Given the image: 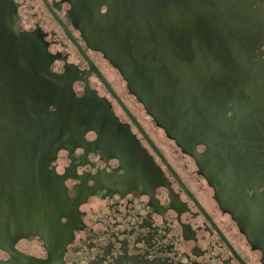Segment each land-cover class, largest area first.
<instances>
[{
	"label": "flooded vegetation",
	"instance_id": "obj_1",
	"mask_svg": "<svg viewBox=\"0 0 264 264\" xmlns=\"http://www.w3.org/2000/svg\"><path fill=\"white\" fill-rule=\"evenodd\" d=\"M11 3L15 30L37 46L32 62L47 68L30 72L33 115L42 122L45 103L59 124L48 168L66 198L45 215L40 182L28 188V150L6 143L23 110H0L5 245L24 228L14 247L46 264H264V101H249L248 85L264 67V0ZM126 44L122 59L147 62L130 80L102 50ZM169 92L201 102L156 94ZM12 97V76L1 77L11 110Z\"/></svg>",
	"mask_w": 264,
	"mask_h": 264
},
{
	"label": "water",
	"instance_id": "obj_2",
	"mask_svg": "<svg viewBox=\"0 0 264 264\" xmlns=\"http://www.w3.org/2000/svg\"><path fill=\"white\" fill-rule=\"evenodd\" d=\"M11 3V0H0V78L3 79L6 76H12L13 83V108L11 106H6L0 101V110H7V116L12 113L14 116V109L16 108V101H18V108L21 112L23 110V121H18L13 123L12 128L14 130L13 134L18 136L12 137L6 141L8 149L13 151L28 150V154L24 155L23 164L28 166V188L29 191L34 193L36 192V187L39 185L40 198L44 206L45 215L53 213V207L56 205V202L60 201V206L62 207L65 204L64 199L66 198L64 188L62 186L61 180L57 178L56 174L49 170L48 165L49 161L55 156L57 151V146L50 147L49 140L50 135L54 134L57 130L59 124L56 121L53 123L51 120L52 117L47 115V104H43V114L44 118L42 122L37 120L36 115L34 114V99L37 97L36 92L33 91L31 81L32 76L36 77L37 71H44V75L47 74V68L43 69L41 67L35 66L33 56H36L38 53L37 46L32 42L33 40L25 34L18 33L14 28V9ZM100 49V44L97 47ZM120 46L107 50L103 47L102 50L106 51V55L111 59V61L126 75L130 80L133 77V71H145L146 64L145 61H132L130 59H122L125 55H130L129 44L121 47L123 52H120ZM27 81L29 83V89L16 87L14 84L16 82ZM248 85L255 87L254 90H249L250 99L249 101H264V67L259 66L255 68V74L248 76ZM37 93L39 97L46 98L48 90H38ZM218 93V92H217ZM51 94V93H50ZM166 97L162 99L163 101L169 103H175L180 101H191V102H201L199 96L201 93H156ZM214 94V93H213ZM220 94V93H218ZM137 95L144 102L150 103V100L147 98L146 93L137 92ZM226 97L216 99L217 107L227 102L229 98V93H225ZM195 96V98H191ZM17 97L15 100L14 98ZM22 97V99H21ZM36 100V99H35ZM236 119H241V110L236 111ZM59 117V116H58ZM11 125L10 121H7V126ZM212 130L211 133H218L216 125H210ZM219 128V126H218ZM190 129V128H189ZM192 130V129H190ZM195 133V130H192ZM22 136V137H21ZM46 144L43 147L41 145ZM11 146V147H10ZM39 166V169L37 167ZM39 170V171H38ZM44 170V171H43ZM43 171V172H42ZM26 174V171H24ZM56 182V183H55ZM55 183L56 185L54 186ZM20 230V231H19ZM24 230V231H22ZM26 231L24 228L18 229V233L12 237L11 246L5 245V238L0 237V247L8 250L12 254V259L9 261H0V264H46V261L25 255L20 253L14 247V243L17 238L25 236ZM49 264V263H48Z\"/></svg>",
	"mask_w": 264,
	"mask_h": 264
}]
</instances>
